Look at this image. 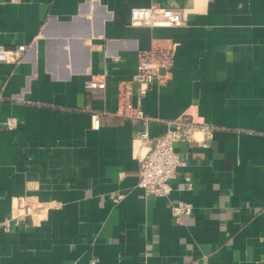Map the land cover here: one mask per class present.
Returning <instances> with one entry per match:
<instances>
[{
	"label": "crops",
	"instance_id": "1",
	"mask_svg": "<svg viewBox=\"0 0 264 264\" xmlns=\"http://www.w3.org/2000/svg\"><path fill=\"white\" fill-rule=\"evenodd\" d=\"M134 6L185 22L131 26ZM21 44L24 60L0 61V220L14 196L56 205L0 229V264H264V0H0V45ZM161 46L173 66L139 96L147 123L118 113L138 52ZM183 112L216 128L208 146L174 143L186 164L155 195L132 138ZM178 199L193 204L181 223Z\"/></svg>",
	"mask_w": 264,
	"mask_h": 264
},
{
	"label": "built area",
	"instance_id": "2",
	"mask_svg": "<svg viewBox=\"0 0 264 264\" xmlns=\"http://www.w3.org/2000/svg\"><path fill=\"white\" fill-rule=\"evenodd\" d=\"M17 3L20 0H9ZM182 13L171 8H155L151 6H134L129 11V25L131 26H161L178 27L184 24ZM174 46H161L140 50L133 81L138 82L137 100H132L131 85L124 82L119 87L120 101L116 111L132 120H141L147 123L148 117L139 105V96L144 94L152 83L166 82L168 73L173 66ZM26 46L21 44L13 50H6L0 45V61L18 63L24 60ZM104 80H91L87 82L89 87L104 88ZM5 125L9 128L17 125L14 117H7ZM92 123L98 125L96 114L92 115ZM215 125L203 120L195 119L189 113H180L178 116L167 120L166 129L155 137H151L147 129L137 131L132 138V144L137 151L140 161L138 185L155 195L167 196L172 190L171 179L176 177L179 166L186 164L185 158L175 150L174 143L199 142L202 146H208L213 136ZM182 188H192V177L185 174ZM116 202L122 196L111 195ZM56 204L51 201H43L35 195H19L11 199L10 213L0 220V229L9 230L11 223L24 219L28 215L43 213ZM193 210V204L189 201L178 199L170 203V216L175 223L182 222V216Z\"/></svg>",
	"mask_w": 264,
	"mask_h": 264
}]
</instances>
